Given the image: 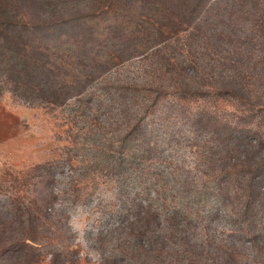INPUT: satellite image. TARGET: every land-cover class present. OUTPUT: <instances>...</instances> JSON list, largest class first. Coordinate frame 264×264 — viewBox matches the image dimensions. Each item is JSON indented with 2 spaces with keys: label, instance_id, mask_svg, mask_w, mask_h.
<instances>
[{
  "label": "trees",
  "instance_id": "1",
  "mask_svg": "<svg viewBox=\"0 0 264 264\" xmlns=\"http://www.w3.org/2000/svg\"><path fill=\"white\" fill-rule=\"evenodd\" d=\"M3 1L0 95L1 84L11 83L20 96L58 109L101 81L103 92L113 95L112 109L119 110L90 121L79 154L65 152L74 175L61 193L74 191L80 198L84 191L108 185L114 175L119 183L124 180L117 187L121 201L126 182L130 187L153 179L149 199L136 195L124 202L128 209L115 227V233L126 236L117 248L123 258L104 257L102 264L126 258L140 264H179L172 242L178 226L207 228L219 217L234 237L218 249L222 264L244 259L264 264L263 251L254 249L264 239V0L128 1L122 13L136 12L137 19L127 16L118 33H112L113 47L100 56L102 61L92 58V65L78 46L61 49L53 39L36 35L45 21L31 20L37 24L26 35L30 22L17 20L11 0ZM101 1L96 11L116 4ZM38 5L35 1L26 8ZM133 59L140 61L134 78L117 74L104 79L109 70ZM77 64L84 67L80 73ZM71 143L76 147L78 142ZM86 144L95 152L86 154ZM38 199L45 202L36 208L37 216L27 214L40 223L52 217L53 209L46 197ZM16 232L20 235H12L11 246L0 247V256L37 255L38 235ZM245 242L252 253L243 252ZM193 252L186 251L185 258L196 257Z\"/></svg>",
  "mask_w": 264,
  "mask_h": 264
},
{
  "label": "rangeland",
  "instance_id": "2",
  "mask_svg": "<svg viewBox=\"0 0 264 264\" xmlns=\"http://www.w3.org/2000/svg\"><path fill=\"white\" fill-rule=\"evenodd\" d=\"M35 1L41 5L26 8L28 4H35ZM97 1L102 3L101 0H11L10 4L17 20L28 21L32 25V29L25 32L26 35L30 37L37 24L31 20L45 21L44 29L47 30L37 29L34 31L36 35L42 36L44 41L53 39L61 49H73L72 44L78 46V51L85 53L89 59L87 63L92 65V58L102 61L101 57L107 49L113 47L115 41L112 36L125 25L127 16L132 20L137 19L136 12L124 14L122 12L126 10L122 7L128 1L138 0H114L116 4L112 9L99 7L96 11ZM3 2L0 0V4ZM92 32L96 36L91 38ZM139 63L138 59H133L121 68L109 70L104 79H112L117 74L134 78ZM83 69L82 65L77 64L79 73ZM1 86L0 247L11 246L14 241L11 239L20 235L13 231L20 229H26L30 235H38L40 247L37 255H15L14 252L9 259L0 256V264H31L34 261L35 264H102L104 257L117 256L122 259L117 248L122 245L119 240L124 242L126 236L122 231L115 233V229L128 209L124 202L127 205L129 201L136 200V195L149 199L146 194L153 179L141 185L133 183L130 187V181L126 182L127 188L124 189V196L120 195L121 201L116 199L119 196L117 190L122 187L120 183L124 180L119 183L120 178L114 175L108 185L100 184L96 189L88 190V194L84 191L80 198H76L74 191L68 190L66 195L61 193L67 190L66 185L74 175L63 157L65 152L71 150L72 154H79L77 149L83 147L85 127L90 125L95 116H102L103 119L104 115L115 116L119 113L117 108L112 109L113 95L103 92L104 84L95 81L81 98L70 101L63 108L52 109L44 108L40 102H31L27 95L20 96L12 90L11 83ZM98 105L101 108L96 111ZM75 141L78 146L73 147L71 142ZM86 149V154L95 152L90 150L88 144ZM154 166L159 169V165ZM41 196L48 199L47 205L53 211L49 210L52 215L50 219H42L39 223L31 218L37 216L36 208L43 207L41 204L45 201L38 199ZM228 225L224 218L219 217L206 225L207 228L178 226L176 238L172 242L180 254L179 264H191L194 256L185 258L189 249L194 250L196 256L192 264H222L218 249L234 240L233 234L228 232ZM153 230L161 231L157 227ZM100 232L105 234L101 236L105 239L103 243L99 242ZM111 233H115L114 236H110ZM254 245V249H261L264 255V239ZM243 252H253L248 242H245ZM247 263L248 260L244 259L240 264ZM120 264L140 263L126 258Z\"/></svg>",
  "mask_w": 264,
  "mask_h": 264
}]
</instances>
